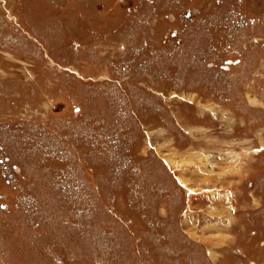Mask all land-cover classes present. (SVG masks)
I'll use <instances>...</instances> for the list:
<instances>
[{
    "label": "rangeland",
    "instance_id": "374dc122",
    "mask_svg": "<svg viewBox=\"0 0 264 264\" xmlns=\"http://www.w3.org/2000/svg\"><path fill=\"white\" fill-rule=\"evenodd\" d=\"M0 264H264V0H0Z\"/></svg>",
    "mask_w": 264,
    "mask_h": 264
},
{
    "label": "bare ground",
    "instance_id": "6f19581e",
    "mask_svg": "<svg viewBox=\"0 0 264 264\" xmlns=\"http://www.w3.org/2000/svg\"><path fill=\"white\" fill-rule=\"evenodd\" d=\"M173 165V164H172ZM183 183H185V181H184V178L182 177L181 179H180ZM213 193V192H212ZM216 194V193H215ZM226 196H228V195H226ZM229 197V196H228ZM230 198V197H229ZM214 209V211L216 210V208L214 207L213 208Z\"/></svg>",
    "mask_w": 264,
    "mask_h": 264
}]
</instances>
